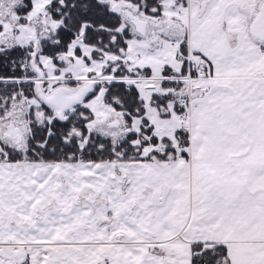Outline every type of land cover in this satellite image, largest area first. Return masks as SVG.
<instances>
[{
	"label": "snow or ice",
	"instance_id": "1",
	"mask_svg": "<svg viewBox=\"0 0 264 264\" xmlns=\"http://www.w3.org/2000/svg\"><path fill=\"white\" fill-rule=\"evenodd\" d=\"M0 264H264V0H0Z\"/></svg>",
	"mask_w": 264,
	"mask_h": 264
}]
</instances>
